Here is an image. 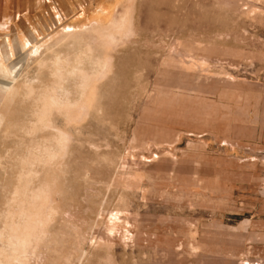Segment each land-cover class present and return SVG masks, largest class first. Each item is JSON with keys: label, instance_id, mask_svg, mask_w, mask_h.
Masks as SVG:
<instances>
[{"label": "rangeland", "instance_id": "1", "mask_svg": "<svg viewBox=\"0 0 264 264\" xmlns=\"http://www.w3.org/2000/svg\"><path fill=\"white\" fill-rule=\"evenodd\" d=\"M0 264H264V0H0Z\"/></svg>", "mask_w": 264, "mask_h": 264}]
</instances>
